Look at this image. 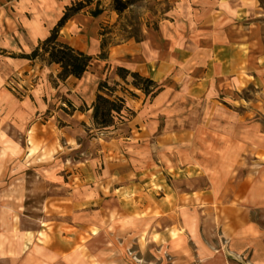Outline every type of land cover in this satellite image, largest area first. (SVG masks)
Segmentation results:
<instances>
[{
	"label": "crops",
	"instance_id": "crops-1",
	"mask_svg": "<svg viewBox=\"0 0 264 264\" xmlns=\"http://www.w3.org/2000/svg\"><path fill=\"white\" fill-rule=\"evenodd\" d=\"M84 1L0 0V184L8 188H4L5 201L2 204L11 200L17 205V201L25 197L29 185L22 173L17 174L16 183L12 185L6 177L7 172L32 168L42 171L43 180L55 191L47 197V201H55L60 210L65 212L55 213L53 217L47 215L37 223L35 229L21 231L18 237V255L15 257L8 258L9 249L0 244V255L5 254L0 257V261H9L11 264L125 263V259L122 260L116 254L124 253L129 245V238L127 242H121L117 235L118 227L106 226L105 221L114 216L113 221L126 219L129 224L135 217L150 218L147 200L152 194L146 188L153 182L150 175L153 173L163 191L165 189V193L175 198L178 204H182L187 198L202 211L207 206L211 207L210 210L220 225V241L199 238L189 244L184 242L185 234L181 232L183 228L178 230L176 237H171L173 228H165L154 234L150 229L149 235L160 238V243L153 240L154 244L163 248V240L166 244L175 243L177 251L188 249L204 264H264V155L260 156L264 151H257V160L254 161L259 167L257 172L251 177L239 179L233 192L224 189V197L227 196L225 199L219 194V183L212 177L209 187L204 190L188 191L169 185L166 176H172L170 171L177 172L174 177L177 182L182 180L179 177L181 174H187L188 170L197 168L198 165L176 167L160 158L161 154L179 144L191 143L193 136L190 131L167 132L160 129L161 123L172 120L177 113L176 99H170V93L160 84L176 68V64H179V81L187 75H196L199 71L204 74V78L207 77L193 82V88L197 90L203 88L205 80L213 82L219 77L217 75H221L223 79L238 76L235 79L240 83V76L248 70V54L242 44L233 42L247 40V17L251 13L258 15L260 0H177V18L187 20L189 26L199 30L202 38L206 27V38L203 41L212 43L210 47L199 50H188L189 45H182L184 48L177 54L179 61L174 59L176 50L167 52L165 56L160 46L155 44L158 39L160 42L161 39L164 40L163 33L149 35L142 42L128 40L123 44L109 43L106 40L108 35L103 29L109 20L103 8V0H99V8L103 12L97 17L91 14L98 1L93 0L90 6L71 17L59 33V41L93 58L91 68L81 79L69 77L64 82L57 81L53 86L47 82L46 77L49 74L57 80L61 72L59 65H48L40 59H23L21 55L31 54L41 41L50 36L67 8ZM183 40L184 37L177 38L178 42ZM102 55H105L103 59L100 58ZM164 56L165 59L162 60ZM124 61L128 65L123 64ZM94 63L124 67L152 80L161 88L160 92L150 98L138 89L139 94L135 98L127 96V91H116L115 95L126 100V107L134 115L127 119L123 129L103 132L98 130L99 133L110 136L99 151L103 154L106 165L100 177L96 174V161H74L69 156L64 157L82 147L80 136L83 132L96 129L93 104L99 93V84L107 81V74L93 71ZM34 66L42 67V81L32 91L31 97L20 100L8 93L5 88L8 79L16 73L33 69ZM119 78L114 74L112 78L108 77V83L110 84V80L117 82ZM187 87L191 89L192 86L187 84ZM44 89L47 96L49 91L58 97L65 95L69 98L68 103L74 107L75 111L72 113L61 115V109L56 113L63 118V127L55 125L52 121L54 118L39 125L37 117L50 106V102H43L40 95V91ZM197 93L200 94L201 91ZM55 101L56 99L53 104ZM80 107L85 110H80ZM24 136H28L30 142L26 152L22 142ZM31 138L38 143L47 142L51 158L36 161L39 152L30 154ZM41 152H44L43 148L40 149ZM25 155L29 160L26 165L23 160ZM155 156L158 160L154 159ZM61 171L68 175L67 181L64 179L58 184L63 175ZM183 176L185 178L186 175ZM78 177L77 187L72 181ZM233 181L228 179L227 187ZM56 184L59 186H55ZM163 199L165 197L160 198ZM46 224H53L54 227ZM69 228L71 232H68ZM130 233L134 236L135 230L129 229L128 234ZM86 236L90 240L84 243ZM103 237L106 240L105 248H97L96 244ZM201 251H206L207 254H200Z\"/></svg>",
	"mask_w": 264,
	"mask_h": 264
},
{
	"label": "rangeland",
	"instance_id": "rangeland-1",
	"mask_svg": "<svg viewBox=\"0 0 264 264\" xmlns=\"http://www.w3.org/2000/svg\"><path fill=\"white\" fill-rule=\"evenodd\" d=\"M127 1V0H123ZM177 0H130L131 6L123 13L115 10L114 0H103V8L107 12L109 18L108 24L105 25L104 33L108 35L106 40L111 44H123L128 40L132 42H142L147 40L149 35H159L163 33L161 42L156 40L155 44L160 46L163 55H167L169 51L174 52V59L180 60L177 57L185 45H189L188 50L201 49L210 47L212 43L204 42L206 38V27L203 30L204 38L199 36L197 29L189 26L187 20L177 18L176 12ZM247 40L243 42L235 41L233 44H242V48L248 54V70L240 76V83H237L235 78L238 76L232 75L227 79L219 76L213 82L204 83L203 88H193V82L206 79L204 74L199 71L196 75H188L181 81L177 79L179 64L169 73L160 86L167 93H170L169 98L176 99V115L172 120L161 123V130L171 131H190L193 133L191 143L179 144L178 147L161 154V159L170 162L171 166L182 167L191 164H197L198 167L188 170L187 174H181V181H175L174 177L177 172L170 171L172 176L167 177L169 185L178 186L184 190H204L209 187L211 177L218 184L217 188L222 198L225 191L233 192L237 186L236 182L246 176L251 177L255 174L259 167L254 163L257 160V151H264V0H260V10L258 15L251 13L247 17ZM184 37L183 41L178 42L177 38ZM184 47H183V46ZM181 46V47H178ZM178 52V53H177ZM162 57V60L165 59ZM103 59V56H100ZM131 61V59H128ZM40 61H43L40 58ZM128 65L126 61L122 62ZM116 65L94 63L93 71L107 74V81L116 74ZM193 79H192V78ZM47 82L55 85L58 80L47 75ZM179 78V77H178ZM192 80V81H191ZM42 67L34 66L28 71L16 73L12 75L5 85L6 90L17 99H25L31 97L32 91L41 84ZM129 83L133 80L128 78ZM119 91H123L130 98H135L139 92L137 88L124 82L121 78L115 81L110 80V85ZM190 84L191 89L187 87ZM195 87V85H194ZM161 89V88H160ZM139 90V89H138ZM201 91V93H197ZM145 94V93H144ZM43 102H50V106L40 112L37 117L39 125L46 124L48 120L55 122L58 127L65 125L64 120L59 116L72 113L74 107L68 103L69 98L65 95L58 97L52 95L49 91L47 96L46 89L40 91ZM50 95V96H49ZM150 98V95H147ZM53 104V100H55ZM84 109L80 107V110ZM85 110V109H84ZM130 119L127 113H123L122 119L116 117L115 124L108 131L123 129L124 124ZM51 128L52 125H51ZM91 128L86 133L80 136L82 147L74 153L65 154L74 161H96V174L102 176L106 169L103 154L99 153L102 146H105V141L109 135L99 133L98 129ZM47 130V128H46ZM36 128H34V133ZM31 136V135H30ZM102 139H104L102 141ZM31 153L38 155L35 160H48L51 154L47 150V142H36L33 138L30 140ZM23 144L25 152L29 146L28 136H24ZM64 142V141H63ZM74 144V143H73ZM75 146V144H74ZM43 148L44 152L40 153ZM263 153H260L261 155ZM165 157V158H163ZM112 159L113 156H112ZM155 160L158 158L155 156ZM160 159V161H161ZM25 165L28 163L27 156H24ZM264 160V157L263 159ZM94 167V166H93ZM79 170V169H78ZM62 178L58 180L61 184L63 180L67 181V174L61 171ZM74 172H76L74 170ZM22 173L24 185H27L25 197L20 201L2 204L5 201L3 197L4 191L8 189L0 184V244L3 248H8V258L18 255L17 245L21 231L35 229L37 223L42 218L53 217L55 213H65L59 208L55 201H47L49 195L54 194L53 187H49L46 181L43 180L44 174L37 169L26 168L23 170H10L7 172V179L12 185L15 182L17 174ZM153 182L147 186L152 194L148 197L150 218L135 217L134 221L126 222V219L115 220L112 216L111 220L105 221L106 226L118 227V234L121 242H127L129 245L125 248L124 253H115L119 255L123 264H204L200 262L198 256H193L188 249L176 250V244H166L165 240L163 248L153 243L155 240L160 243L159 236L149 235V230L152 229L153 234L162 231L165 228H173L171 237H176L181 228L184 236V242L190 243L192 240L199 238L203 240L220 241V225L216 222L211 207L203 211L194 204L191 200L185 198L182 204H178L175 198H172L163 191L162 186L156 181L153 173L150 174ZM183 175H186L185 178ZM77 176V175H76ZM73 185H79V177L74 178ZM228 179H233L232 185L227 187ZM236 180V181H235ZM213 181V180H212ZM147 182V181H146ZM56 184L55 186H59ZM10 188V187H9ZM14 189V187H11ZM228 188V189H227ZM68 189V188H67ZM167 194V195H166ZM228 195V194H227ZM10 196V195H8ZM161 197L165 199L160 200ZM201 203V200H200ZM203 204L205 202H202ZM127 204V203H126ZM129 206V205H128ZM162 208V210H161ZM214 208V207H212ZM215 209V208H214ZM165 210V213L164 211ZM200 210V211H199ZM167 211V212H166ZM141 217V218H140ZM84 219V218H83ZM146 219V222H143ZM49 227H54L53 224H46ZM129 227V228H128ZM70 229V228H69ZM135 230V235L128 234V231ZM145 230V232H143ZM70 229L68 232H71ZM96 231V230H95ZM107 237V236H106ZM194 237H196L194 239ZM200 239V240H201ZM90 237L86 236L83 239L84 243L89 242ZM105 237L98 241L97 248H105ZM125 246V245H124ZM96 247V246H95ZM11 250V251H10ZM107 251V250H106ZM105 251V253H106ZM116 252V251H115ZM200 254H207L206 251ZM5 255V254H4ZM3 254L0 257L4 256ZM98 264L97 262H95ZM0 264H11L9 261H0Z\"/></svg>",
	"mask_w": 264,
	"mask_h": 264
},
{
	"label": "trees",
	"instance_id": "trees-1",
	"mask_svg": "<svg viewBox=\"0 0 264 264\" xmlns=\"http://www.w3.org/2000/svg\"><path fill=\"white\" fill-rule=\"evenodd\" d=\"M93 0H85L77 2L67 8L66 13L59 24L52 30L50 36L41 41L39 46L29 55H21V58L27 60H36L42 58L46 64H57L61 67V72L57 76L60 82L66 81L69 77L81 79L85 73L91 68L93 58L83 52L75 50L68 44L59 41L60 29L75 14L82 11L85 7L90 6ZM114 8L117 12L123 13L131 6L130 0H114ZM100 2L97 1L96 9L91 11L94 17L102 14L99 8ZM103 57L105 55H102ZM116 74L127 82L128 78H132L130 85L141 90L146 95L155 96L160 92V87L150 79L144 78L138 73L132 72L124 67H118ZM129 84V83H128ZM117 83L112 87L108 81H102L99 84L96 101L93 104V120L98 130H108L115 124V119H122L123 113H127L129 117L134 113L126 107V100L115 95Z\"/></svg>",
	"mask_w": 264,
	"mask_h": 264
}]
</instances>
